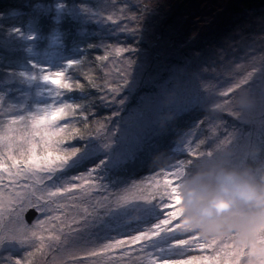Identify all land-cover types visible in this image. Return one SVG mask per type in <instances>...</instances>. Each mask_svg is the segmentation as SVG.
<instances>
[{
	"label": "rangeland",
	"instance_id": "rangeland-1",
	"mask_svg": "<svg viewBox=\"0 0 264 264\" xmlns=\"http://www.w3.org/2000/svg\"><path fill=\"white\" fill-rule=\"evenodd\" d=\"M115 1L99 0V13H95L94 19L102 22L103 27L108 21L109 12L116 5ZM175 1L172 7H169L168 2L163 6L164 14L155 13L156 17L140 16L146 31L141 28L138 30L141 32H133L132 26L129 25L127 29L126 24L122 30L116 26L117 32L113 39L109 37L105 41V34L102 33L103 37L98 40L97 44L102 46V50L97 53L96 62L107 64L113 60L109 57L114 56L119 58L124 67L131 63L128 73L130 80L128 82L120 69L106 66L102 71L100 105L93 104L91 117L85 121L82 112L70 118L71 127L67 133L61 134L66 138L59 147L78 150V154L62 171L55 174L58 182L54 185H67L78 175H86L90 170L98 169V179L93 181L95 188L86 187L78 190L74 196L53 198L58 203L50 205L54 209L50 213L39 211L35 206H29L21 213L16 194L26 200L46 197L44 184L36 183L33 177L21 179L19 186H11L7 175L0 174L4 175L3 186L0 187V194L4 197L0 210V236H8L21 228L27 231V235L22 237L25 241L23 244L9 242L0 246V264H14L16 260H20L21 264H29L31 261L33 264H148L147 254L142 253L139 246L132 251L115 249L96 257L89 256L91 251H100L103 244L113 242L116 238L113 229L123 227L118 216L127 211L129 218L125 223L127 231L131 233L140 223L132 219L140 215L132 210V204L143 203L141 198L148 196L154 176L163 179L158 176L160 162H150L145 157L142 165H149V168L140 177L136 178L127 172L132 169L126 171L125 165L132 164L143 152H149L145 147H140L147 141L151 151L156 154L162 152V157L166 156L168 160L163 163L161 172L170 166V162L195 160L184 149L187 142L197 136L198 151L208 152L215 147L223 149L227 146L240 153L255 150L264 155V143L259 139L264 131V8L242 7L241 0ZM41 9L43 7L38 4L37 10ZM127 9L129 12L133 10ZM112 14L121 21L120 27L126 23L124 13ZM169 14L173 21H169ZM131 17L135 19L134 14ZM2 19L3 14L0 16V35L6 32L13 39H19L21 36L15 33L12 24ZM125 31L128 33L126 37ZM4 39L0 38V41ZM144 41L147 42L145 46L141 45ZM49 43L54 47L52 40ZM5 47L11 49L12 45L8 43ZM117 48L124 51L117 55ZM129 48L136 51L125 54ZM13 55L8 51L0 59L3 58V63L12 64L15 61L9 58ZM104 56L108 59L103 60ZM75 60L70 56L63 57L61 70L49 54L31 59L32 66L39 67L42 72L30 74L26 85L22 84L23 79L15 77L17 72L12 70L14 64L10 67V64L4 66L0 62V134L6 133L14 139V154L18 155L16 145H22L27 150L31 142L29 133L32 131L30 122L13 123L14 118L39 115L53 104H77L68 98L72 90L65 91L62 97L57 98L53 86L42 79L44 69L50 72L63 71L69 79V70L73 71L74 68L66 65ZM90 67L88 72L100 78L101 70ZM245 78L248 83L232 93L231 101L228 102L226 97L220 95ZM112 88L118 91H109ZM249 99L251 107L243 110L241 106L248 104ZM4 104L7 106L3 107ZM222 104L226 105L225 109L217 107ZM241 111L243 116H240ZM194 112L201 114L186 118ZM176 120H181V124L175 125L173 122ZM60 123L65 124L64 121ZM167 128L169 131L165 136ZM73 129L77 132L75 140L81 139V144L73 141ZM80 135L82 137L78 138ZM141 140L147 141L142 143ZM133 146L140 147L139 152ZM3 151L0 145V152ZM41 152L42 145L37 147V153ZM119 165L120 168L114 172L118 174L117 178L111 174L110 168L117 169ZM122 196L130 198V203L123 208L117 203ZM58 204L64 207L59 208ZM31 208L37 211V215L29 223L24 215ZM85 209L94 216H103V223L80 228L74 221H82L87 215ZM112 210L115 213L108 215ZM52 217H60V220L53 221ZM177 222L180 220L173 221ZM41 223L46 227L37 228ZM31 230L45 238L42 248L39 239L30 238ZM108 233L113 235V240L102 238ZM56 236H59L58 240L49 239ZM227 242L222 241L203 252L193 249L184 258L213 256ZM227 251L225 249L220 252V264H225L229 259L225 255ZM241 264L245 262L241 261Z\"/></svg>",
	"mask_w": 264,
	"mask_h": 264
},
{
	"label": "snow or ice",
	"instance_id": "snow-or-ice-1",
	"mask_svg": "<svg viewBox=\"0 0 264 264\" xmlns=\"http://www.w3.org/2000/svg\"><path fill=\"white\" fill-rule=\"evenodd\" d=\"M108 19L112 23L116 22L111 16ZM123 51L124 49L122 48L115 49L117 55H120ZM102 59L107 60L108 57L104 56ZM75 66L73 64L68 65L69 68ZM43 71L45 74L42 76V79L53 86L55 89L54 95L57 98L62 97L65 91L73 90L74 87L76 89L82 87L80 84L73 85L72 81L66 77L63 71L50 72L47 69ZM247 83L248 80L245 78L233 88L222 91L220 95L226 97L229 102L233 97L232 93ZM109 91L115 93L118 90L112 88ZM217 107L225 109L226 105H217ZM79 109L78 105L68 103L53 104L45 108L39 115L14 118L13 123L21 121L27 124L30 122L32 129L29 133L31 142L27 150L25 151L22 145H16L18 155L12 151L14 139L6 133L0 134V145L4 148V151L0 152V174L7 175L8 184L11 186H19L21 179L35 177V182L43 183L44 190L46 191V197H35L34 200H26L20 194H16L19 200V212L22 213L29 206H35L39 211L50 213L54 210L50 205L58 203L53 198L65 197L66 195L74 196L78 190L85 189L86 187L95 188L93 181L98 179L96 175L98 169H92L86 175H78L67 185L54 187L58 182L55 174L62 171L78 154V150L71 148L61 149L59 146L64 143L66 138L61 134L68 132L71 127L70 118H74ZM61 121H64L65 124H61ZM72 135L74 138L77 137L76 130H72ZM53 137H56V139L53 140ZM81 137L82 135L78 138ZM37 138L39 139L37 140ZM259 139L261 143H264V131H262ZM198 140L199 137L197 136L194 140L188 141L184 149L188 156L194 157L195 159H198L205 153L198 151ZM200 143H203V141H200ZM41 145L42 152L38 154L37 147ZM54 152H62L63 154L54 155ZM192 161L193 159L170 162L169 167L165 168L163 172L158 173V176H162L163 179L154 176L151 181L148 196L141 198L143 203L132 204V210L140 213L138 217H132V219H137L140 223L129 233L125 223L129 218L128 211L118 216L119 223L123 227L119 228V230L113 229L116 232V238L113 240L111 233L106 234L102 238L105 240H113V242L103 244L100 251H91L89 256L96 257L102 255L104 252L115 249L132 251L135 247L139 246L140 251L147 254L148 264H220V252L228 249L225 255L229 259L225 261V264H241V261L248 264V250L236 242L235 236L204 237L197 232L186 229L180 222L173 223V221L180 220V210L177 208L179 199L174 195L177 191L176 184L179 173L182 170L186 171L185 166L191 164ZM3 179L4 175H0V187L3 186ZM3 200L4 197L0 194V210H2ZM9 203H12V201L9 200ZM117 203L123 208L124 205L130 203V198L128 196H122ZM58 207L63 208L64 205L58 204ZM84 211L87 215L83 217L82 221H74L80 228L84 226L94 227L103 223V216H94L87 209ZM112 213H115V210L110 211L108 215ZM52 220H60V217H52ZM45 227L46 225L44 223L37 225V228ZM25 235H27V231L21 228L8 236H0V246L9 242L23 244L25 241L22 237ZM30 238L39 239L42 242L41 248L43 247L45 238L40 236L37 231L31 230ZM49 239L58 240L59 236L49 237ZM225 240L228 242L223 243L220 251L213 256L203 255L202 257L193 256L191 259L184 258L193 249H199L203 252L205 249H211ZM257 240L258 243L264 244V230H261L257 234ZM14 264H21V262L20 260H16ZM257 264H264V259L258 260Z\"/></svg>",
	"mask_w": 264,
	"mask_h": 264
},
{
	"label": "trees",
	"instance_id": "trees-1",
	"mask_svg": "<svg viewBox=\"0 0 264 264\" xmlns=\"http://www.w3.org/2000/svg\"><path fill=\"white\" fill-rule=\"evenodd\" d=\"M4 1L5 0H0V16L2 14L4 15L2 21L10 23V25L12 24L11 27L16 30L15 33H18L21 37L19 39H13L7 35L6 32L3 36L0 35V38H5L1 40L2 42L0 41V57L8 51L14 54L9 58L11 61H15L12 63L14 64V69L12 70L17 72L16 78L23 79V85H26L27 83L25 82L30 80L27 78L30 74L42 72L39 67L32 66L31 59H37L49 54L50 57L53 56L55 65L58 64L61 70H63V65L61 66V59L63 57L68 58L70 56L76 59L72 61V64L76 66L72 67L74 68L73 71L69 70L70 73L68 77L70 80L74 79L72 82L73 84H80L82 87L79 89L74 88L68 98H72L74 102L77 103L76 105L79 106L80 109L77 112L78 114L80 112L84 113L82 117L83 121L91 117V113L94 110L93 104L100 105L101 98L99 95L102 91L101 75L106 66L111 67V69H120L125 73L128 82L130 80L128 73L131 63L126 64L124 67L118 60L119 58L114 56L109 57L113 59L110 63L100 64V62H96L97 53H101L102 50V46L99 47L97 44L98 40L103 37L102 33L105 34V41H107L109 37L111 39L115 37L114 33L117 32L115 31L116 26L119 27V30H122L127 24V29H129V25H131L133 32H137L141 28L146 31L145 25L140 22L141 15L156 17L155 13H165V11H163V6L167 4V2L169 7L174 6L173 3L176 2L175 0H117V2L115 1L116 5L113 10L111 11V9L108 8V11L113 13H124L126 15V23L120 27L119 24L121 21L116 19L115 15H111V12H109V16L113 17L116 22L112 23L108 19L103 27L102 22H97L94 19L95 13H99L97 11L99 0H24V3L23 0H12L13 3H5ZM241 1L243 2L241 3L242 7L245 5L246 8L251 9L264 8V0ZM38 4H40L43 9L38 11ZM46 6H48V8H46ZM127 8H132V12H129ZM11 9L14 10L12 11ZM133 14L135 15V19H131ZM169 17V21H173L172 15L169 14ZM121 35L124 36L123 32ZM126 36H128L127 31H125V37ZM51 40L53 41L54 47L49 43ZM144 42L145 43L141 45L145 46L147 44L146 41ZM8 43L12 45L11 49L5 47ZM135 51L136 49L129 48L125 50L124 53H133ZM2 59L3 58L0 59V62L4 66L10 64V67H12L10 62L3 63ZM66 63L67 62L64 64L66 65ZM66 66L68 67V65ZM90 66L101 70L99 75L100 78L88 72L91 68ZM19 84L20 83H18V85ZM6 106L5 104L3 105V107ZM195 114L201 113L194 112L189 116H187L188 114L185 116H187L186 118L188 119L191 116H195ZM181 122V120H176L173 123L179 125ZM168 128L165 136L168 134ZM73 141L78 144L82 143L81 139L80 141H76L74 138ZM145 141L147 140H141L140 142L144 143ZM148 142L149 141L142 144L140 147H145L150 150ZM133 147L137 148L139 152L140 147ZM145 153L147 152L140 154L132 164H127L125 167L130 170L142 169V160L145 157ZM157 155L162 157V152ZM157 161L162 162L161 160ZM157 161L155 159V162ZM120 166L121 165H119L117 169L110 168L111 174L118 170ZM30 264H33V262L31 261Z\"/></svg>",
	"mask_w": 264,
	"mask_h": 264
},
{
	"label": "clouds",
	"instance_id": "clouds-1",
	"mask_svg": "<svg viewBox=\"0 0 264 264\" xmlns=\"http://www.w3.org/2000/svg\"><path fill=\"white\" fill-rule=\"evenodd\" d=\"M249 107L250 99L241 106ZM185 167L174 194L180 223L204 237L235 236L248 250V264L264 259L257 240L264 230V155L215 147Z\"/></svg>",
	"mask_w": 264,
	"mask_h": 264
},
{
	"label": "bare ground",
	"instance_id": "bare-ground-1",
	"mask_svg": "<svg viewBox=\"0 0 264 264\" xmlns=\"http://www.w3.org/2000/svg\"><path fill=\"white\" fill-rule=\"evenodd\" d=\"M4 2H5V3H13L12 0H5ZM21 59H22V58H21ZM23 60H24V59H23ZM160 146H161V149L164 150L161 144H160ZM148 151H149V152L145 153V158H146L147 160H149L150 162L155 161V159H156V161H157V160H161V161H162V162L159 163L161 167H159L160 170L158 171V172H161V171H162V168H163V166H164L163 163H166V162H167L166 158H164V157H159L157 154H155V153H154L153 151H151V150H148ZM113 175H114L115 177L118 178V176H117L118 174L113 173Z\"/></svg>",
	"mask_w": 264,
	"mask_h": 264
},
{
	"label": "water",
	"instance_id": "water-1",
	"mask_svg": "<svg viewBox=\"0 0 264 264\" xmlns=\"http://www.w3.org/2000/svg\"><path fill=\"white\" fill-rule=\"evenodd\" d=\"M37 212L34 209H29L25 214V219L27 222H31L32 219L36 216Z\"/></svg>",
	"mask_w": 264,
	"mask_h": 264
}]
</instances>
